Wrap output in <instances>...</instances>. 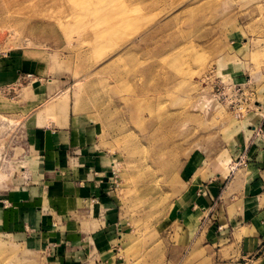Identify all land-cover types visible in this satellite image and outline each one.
Returning a JSON list of instances; mask_svg holds the SVG:
<instances>
[{"label": "rangeland", "instance_id": "obj_1", "mask_svg": "<svg viewBox=\"0 0 264 264\" xmlns=\"http://www.w3.org/2000/svg\"><path fill=\"white\" fill-rule=\"evenodd\" d=\"M217 78L250 80L262 113L235 118L217 101ZM262 114L264 0H0V264H61L67 253L66 242L6 223L33 184L29 132L67 116L104 158L113 204L98 222L114 239L95 260L209 264L198 226L187 229L208 220L190 214L194 186L212 168L244 169V148L264 143L246 119ZM237 146L246 165L234 167ZM55 195L34 192L22 211L33 218L38 206L61 241L67 208Z\"/></svg>", "mask_w": 264, "mask_h": 264}, {"label": "crops", "instance_id": "obj_2", "mask_svg": "<svg viewBox=\"0 0 264 264\" xmlns=\"http://www.w3.org/2000/svg\"><path fill=\"white\" fill-rule=\"evenodd\" d=\"M255 117L246 119L247 127H260L264 133V114ZM38 120L42 124L44 119ZM60 123L45 130L40 124L29 132L37 157L31 162L33 184L21 188L22 191L26 190L21 194L26 197H22L17 204V222H6L8 230L17 229V223L23 224L30 227L33 236L40 237L44 243L46 238L43 236L50 237L47 242L61 245L66 242L67 253L61 254V264L63 261L66 264H104L105 260H97L114 239L107 231L108 223L102 225L98 222V214L111 215L113 205L108 179L99 176L104 158H96L92 153L87 138L90 133L88 129L74 127L69 116ZM244 149L247 157L244 169L228 178L212 168L194 186L190 214L193 216L195 212L197 215L201 211L202 214L207 213L208 220L200 225L194 223L187 229L195 230L198 226L196 240L202 235L200 245L209 264H264V143L256 141ZM242 150L240 146L235 147L229 159L236 160ZM71 162L78 169L73 171L69 167L67 176H63L61 168H66ZM46 187L57 191L55 198L62 199L67 208V219L59 223V229L67 232V237L61 241L53 233L58 230L53 229L55 224L41 218L38 206L33 218L32 212L26 217V212L22 211L24 206H28L25 200L30 196L32 199L34 192L39 196ZM89 202L92 204L89 205ZM12 215L8 214L9 217ZM29 218L33 221L29 222Z\"/></svg>", "mask_w": 264, "mask_h": 264}, {"label": "built area", "instance_id": "obj_3", "mask_svg": "<svg viewBox=\"0 0 264 264\" xmlns=\"http://www.w3.org/2000/svg\"><path fill=\"white\" fill-rule=\"evenodd\" d=\"M217 79L213 87L217 101L226 106L235 118L243 119L256 110L261 111V104L254 97L256 92L252 89L250 80L240 83L233 80L226 82L222 78ZM256 130L257 133L261 132L260 127H254L253 132ZM244 155L236 159L234 167L241 164L246 165Z\"/></svg>", "mask_w": 264, "mask_h": 264}, {"label": "bare ground", "instance_id": "obj_4", "mask_svg": "<svg viewBox=\"0 0 264 264\" xmlns=\"http://www.w3.org/2000/svg\"><path fill=\"white\" fill-rule=\"evenodd\" d=\"M259 113H262V111H259ZM253 129H254V126L252 127V130H251V132H253Z\"/></svg>", "mask_w": 264, "mask_h": 264}]
</instances>
